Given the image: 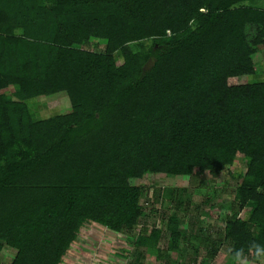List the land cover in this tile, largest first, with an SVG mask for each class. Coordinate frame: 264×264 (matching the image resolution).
Returning <instances> with one entry per match:
<instances>
[{
	"label": "trees",
	"instance_id": "trees-1",
	"mask_svg": "<svg viewBox=\"0 0 264 264\" xmlns=\"http://www.w3.org/2000/svg\"><path fill=\"white\" fill-rule=\"evenodd\" d=\"M261 1L0 0V251L16 250L10 264H61L90 222L135 229L144 188L132 180L217 177L236 162L224 240L232 258L243 249L256 260L264 80L241 78L264 51ZM62 92L66 113L28 103ZM181 225L169 217L165 251L159 227L141 226L133 244L165 259L191 246Z\"/></svg>",
	"mask_w": 264,
	"mask_h": 264
},
{
	"label": "rangeland",
	"instance_id": "rangeland-1",
	"mask_svg": "<svg viewBox=\"0 0 264 264\" xmlns=\"http://www.w3.org/2000/svg\"><path fill=\"white\" fill-rule=\"evenodd\" d=\"M260 5L264 6V1ZM90 48H96V43ZM98 49L102 50L103 46ZM253 57L257 73L264 74V51ZM247 79L251 82L258 81L251 75L241 78V81ZM28 103L48 116L71 110L70 99L64 92L32 99ZM43 104L46 106L43 107ZM243 167L244 164L236 162L229 171L226 170L217 177L196 170L190 176L147 174L143 179L132 180V184L144 188L141 203L145 215L138 226L130 231L115 233L97 223H87L61 264H164L165 261L169 264H234V259L230 256L231 247L224 240L223 231L228 208L234 205L235 188L239 181L236 174ZM167 189L170 198H165ZM159 192L164 196L163 199ZM178 199L181 203L176 206ZM173 214L180 217L182 228L192 235L191 243L186 242V245H191L189 248L180 252L169 251L166 258L162 259L145 255L144 248L133 244L141 226L159 227L163 230L160 247L167 250L170 235L167 226L169 217ZM240 216L245 217V211H241ZM196 233L199 237L194 236ZM206 237H209L208 242L205 241ZM211 243L219 247L214 258L208 254ZM15 253V249L5 246L0 251V264H10ZM248 260L250 264H259L257 260Z\"/></svg>",
	"mask_w": 264,
	"mask_h": 264
},
{
	"label": "clouds",
	"instance_id": "clouds-1",
	"mask_svg": "<svg viewBox=\"0 0 264 264\" xmlns=\"http://www.w3.org/2000/svg\"><path fill=\"white\" fill-rule=\"evenodd\" d=\"M249 250H254L256 260L259 262V264H264V245L253 243ZM233 259L234 264H250L248 258L244 254L243 249L237 250Z\"/></svg>",
	"mask_w": 264,
	"mask_h": 264
},
{
	"label": "crops",
	"instance_id": "crops-1",
	"mask_svg": "<svg viewBox=\"0 0 264 264\" xmlns=\"http://www.w3.org/2000/svg\"><path fill=\"white\" fill-rule=\"evenodd\" d=\"M252 77L254 79H258V81H261L262 79H264V74H260V73H255L254 75H252ZM254 82V81H253ZM46 106V104H44Z\"/></svg>",
	"mask_w": 264,
	"mask_h": 264
}]
</instances>
